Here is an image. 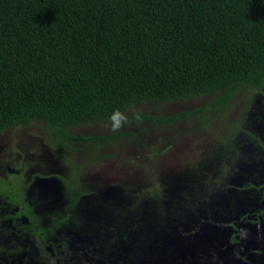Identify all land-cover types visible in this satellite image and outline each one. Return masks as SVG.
<instances>
[{
    "label": "flooded vegetation",
    "instance_id": "flooded-vegetation-1",
    "mask_svg": "<svg viewBox=\"0 0 264 264\" xmlns=\"http://www.w3.org/2000/svg\"><path fill=\"white\" fill-rule=\"evenodd\" d=\"M134 131H1L0 264H264V86L207 130Z\"/></svg>",
    "mask_w": 264,
    "mask_h": 264
},
{
    "label": "trees",
    "instance_id": "trees-1",
    "mask_svg": "<svg viewBox=\"0 0 264 264\" xmlns=\"http://www.w3.org/2000/svg\"><path fill=\"white\" fill-rule=\"evenodd\" d=\"M259 86L264 0H0V132L40 120L59 145L129 146L134 124L207 130Z\"/></svg>",
    "mask_w": 264,
    "mask_h": 264
},
{
    "label": "clouds",
    "instance_id": "clouds-1",
    "mask_svg": "<svg viewBox=\"0 0 264 264\" xmlns=\"http://www.w3.org/2000/svg\"><path fill=\"white\" fill-rule=\"evenodd\" d=\"M133 118L137 121L140 120V115L138 113H133ZM110 130L118 131L123 125L129 123L128 117L121 112L119 109L115 110L109 117Z\"/></svg>",
    "mask_w": 264,
    "mask_h": 264
},
{
    "label": "rangeland",
    "instance_id": "rangeland-1",
    "mask_svg": "<svg viewBox=\"0 0 264 264\" xmlns=\"http://www.w3.org/2000/svg\"><path fill=\"white\" fill-rule=\"evenodd\" d=\"M134 126H135V130H139L140 128H141V126H142V124H134ZM129 128V127H128ZM175 130H177L179 133L181 132V128H175ZM196 136V135H195ZM195 136H193V137H189L190 139H187V137H186V139H184V140H182L180 143H186V142H188V141H191L193 138H195ZM163 145H165V143L163 144V143H159L158 145H155V146H163ZM178 145V144H177ZM177 145H175L174 146V148H182V147H185L184 145L185 144H182V145H180V146H178L177 147ZM181 150V149H180ZM164 151V150H163ZM166 152V151H165ZM184 152V151H183ZM182 152V153H183ZM164 154H161V156H159V158H158V160L157 161H160V162H163V161H168L169 159L168 158H172V159H174V160H171V161H175V162H177V161H180L181 159H176V155L177 154H175V153H171V154H169L168 156H167V158L165 157V156H163ZM178 164L179 163H181V162H177Z\"/></svg>",
    "mask_w": 264,
    "mask_h": 264
}]
</instances>
